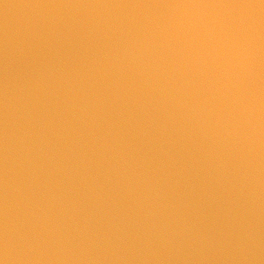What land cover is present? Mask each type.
Masks as SVG:
<instances>
[{
  "label": "water",
  "instance_id": "obj_1",
  "mask_svg": "<svg viewBox=\"0 0 264 264\" xmlns=\"http://www.w3.org/2000/svg\"><path fill=\"white\" fill-rule=\"evenodd\" d=\"M0 264H264V0H0Z\"/></svg>",
  "mask_w": 264,
  "mask_h": 264
}]
</instances>
